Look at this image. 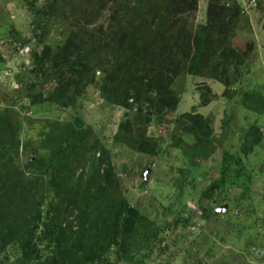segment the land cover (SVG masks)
<instances>
[{
    "label": "trees",
    "instance_id": "obj_1",
    "mask_svg": "<svg viewBox=\"0 0 264 264\" xmlns=\"http://www.w3.org/2000/svg\"><path fill=\"white\" fill-rule=\"evenodd\" d=\"M37 1L27 6L34 35L45 22L59 23L62 39L39 52L38 46L30 50L29 81L15 75L20 84L16 98L28 100L27 107L75 110L78 97L96 87L99 73V98L131 115L129 126L119 124L114 141L154 157L163 153L160 141L137 134L138 125L150 120L142 106L160 116L174 111L179 100L172 84L178 74L214 80L227 92L254 55V45L242 50L232 42L240 7L219 5V0H206L205 21L199 25L187 15L195 11V0H43L40 6ZM44 29L38 43L46 37ZM200 97L207 100L203 93ZM241 102L264 114L260 90L245 94ZM21 121L14 108L0 109V264L10 261L9 247L15 248L13 264H146L164 242L158 234L184 220L174 205L164 207L168 218L159 224L139 216L121 192L98 133L78 118L40 122L44 141L38 146L29 139L22 142ZM172 124L181 128L173 146L183 144L186 159L176 184L182 192L194 172L208 169L215 140L200 115L180 114ZM260 140L258 128L249 127L241 152L247 156ZM223 165L221 160L217 177L198 199L204 221L217 215L207 205L227 182L229 169ZM238 175L230 187L238 185Z\"/></svg>",
    "mask_w": 264,
    "mask_h": 264
},
{
    "label": "rangeland",
    "instance_id": "obj_2",
    "mask_svg": "<svg viewBox=\"0 0 264 264\" xmlns=\"http://www.w3.org/2000/svg\"><path fill=\"white\" fill-rule=\"evenodd\" d=\"M32 2L34 0H0V82L4 85L0 88V101L3 98L0 109L14 108L22 114V142L29 139L37 146L43 143L40 127L43 120L62 124L78 118L83 125L98 133V140L108 152L114 174L120 181L121 192L139 216L159 224L168 218H165L164 207L174 205L176 211L182 210L184 220L158 234L164 242L155 246L146 264H264V114L251 112L241 102L245 94L256 90L264 94V0L218 1L219 5L226 7H240L241 17L233 34V45L242 50L254 45L251 61L243 67L236 83L226 89L227 92L214 80L178 74L173 76L172 84L179 100L174 111L160 116L148 110L146 104L142 106V112L147 113L150 120L138 125L137 134L160 141L159 148L163 153L156 157L114 141L119 124L124 122L129 126L131 115L127 109L107 105L99 98V73L95 76L96 87L88 88L82 97H78L75 110L60 111L50 105L27 107L28 100L21 96L16 98L14 90L20 84L16 82L15 75L20 73L24 83L29 81L27 71L32 66L30 50L38 46L39 52L41 46H56L62 39L60 32L64 26L59 23L50 25L45 22L34 35L33 18L27 7ZM194 2L195 11L187 15L195 25H199L205 21L206 0ZM194 2L190 0L191 4ZM37 4L42 5L43 0H38ZM106 18L104 15L102 21ZM42 28H45L43 33L46 37L38 43ZM20 42L26 44L22 46ZM4 76H7L6 85ZM202 93L207 95L206 101L201 99ZM184 113L200 115L215 142L211 161L206 163L208 169L194 172L180 192L176 184L186 159L182 154L183 144L176 148L173 146V138L180 136L181 128L172 122ZM253 125L258 128L260 144L245 156L241 152V139ZM221 160L229 169L225 176L227 182L218 191L223 202L218 200L216 192L207 207L215 211L216 207L227 205V209L224 213L215 212L216 216L204 221L198 199L209 180L217 177ZM145 173L146 184L141 188ZM235 173H239L238 185L230 187ZM241 195L244 197L239 199ZM176 204L181 208L178 209ZM14 250L10 247L6 250L5 254H10L7 264H13ZM251 250H259L260 255H254Z\"/></svg>",
    "mask_w": 264,
    "mask_h": 264
},
{
    "label": "water",
    "instance_id": "obj_3",
    "mask_svg": "<svg viewBox=\"0 0 264 264\" xmlns=\"http://www.w3.org/2000/svg\"><path fill=\"white\" fill-rule=\"evenodd\" d=\"M147 177H146V173L144 174V181H146ZM227 209V205H223V206H219L215 208V212L216 213H224Z\"/></svg>",
    "mask_w": 264,
    "mask_h": 264
},
{
    "label": "built area",
    "instance_id": "obj_4",
    "mask_svg": "<svg viewBox=\"0 0 264 264\" xmlns=\"http://www.w3.org/2000/svg\"><path fill=\"white\" fill-rule=\"evenodd\" d=\"M6 78H7V76H4V78H3V81H4L5 85H6V83H7ZM8 84H10V82H9ZM11 84H12V83H11ZM2 86L4 87L3 83L0 82V88H1Z\"/></svg>",
    "mask_w": 264,
    "mask_h": 264
}]
</instances>
